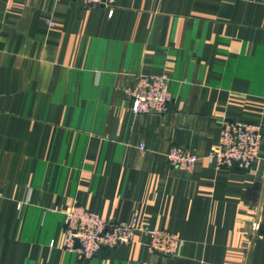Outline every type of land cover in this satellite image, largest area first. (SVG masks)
<instances>
[{
  "label": "crops",
  "instance_id": "obj_1",
  "mask_svg": "<svg viewBox=\"0 0 264 264\" xmlns=\"http://www.w3.org/2000/svg\"><path fill=\"white\" fill-rule=\"evenodd\" d=\"M160 73L165 111L133 116L126 88ZM236 120L261 126L249 170L167 163ZM74 204L181 247L138 232L82 261L64 248ZM0 264H264V0H0Z\"/></svg>",
  "mask_w": 264,
  "mask_h": 264
},
{
  "label": "built area",
  "instance_id": "obj_2",
  "mask_svg": "<svg viewBox=\"0 0 264 264\" xmlns=\"http://www.w3.org/2000/svg\"><path fill=\"white\" fill-rule=\"evenodd\" d=\"M84 7L99 6L105 0H76ZM52 25V24H50ZM169 77L165 73L134 76L131 86L125 92L129 100V110L133 116L161 114L171 101ZM261 126L247 120L224 121L220 126L217 143L206 156L201 158L189 149L171 147L165 154L167 163L177 169L191 172L201 159L213 165L216 170L237 167L249 170L259 157ZM140 151L144 144H139ZM64 248L80 260L87 261L102 249L130 245L138 232L147 238V247L152 252L171 256L181 247L178 235L164 229L139 227L138 219L114 222L99 217L80 205L70 206L64 214Z\"/></svg>",
  "mask_w": 264,
  "mask_h": 264
}]
</instances>
